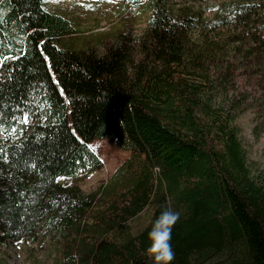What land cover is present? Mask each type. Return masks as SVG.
Masks as SVG:
<instances>
[{
  "label": "trees",
  "instance_id": "obj_1",
  "mask_svg": "<svg viewBox=\"0 0 264 264\" xmlns=\"http://www.w3.org/2000/svg\"><path fill=\"white\" fill-rule=\"evenodd\" d=\"M53 5L0 0V241L44 229L58 264H153L147 235L170 208L171 264H264V170L235 122L249 109L264 134L262 35L245 49L218 34L224 17L149 0L142 32L128 5L92 45ZM98 136L129 156L94 191L61 182L101 166Z\"/></svg>",
  "mask_w": 264,
  "mask_h": 264
},
{
  "label": "rangeland",
  "instance_id": "obj_2",
  "mask_svg": "<svg viewBox=\"0 0 264 264\" xmlns=\"http://www.w3.org/2000/svg\"><path fill=\"white\" fill-rule=\"evenodd\" d=\"M169 6L174 12L190 11L198 14L204 21L211 18L224 17L227 22L217 27L220 36L246 35L235 38L237 43L248 48L255 44V37L261 34L264 47V0H158ZM149 0H52L54 11L70 18L77 27L76 33L92 45L97 42L99 32L103 30L112 33L123 26V20L118 21L123 7L131 5L135 15L136 32L144 29L149 11ZM240 5H242L240 7ZM113 21L111 26L109 22ZM130 21V17L127 19ZM86 29L93 30L85 35ZM253 36H255L253 38ZM251 110L238 114L235 122L243 145L247 148L248 158L254 171L264 170V134L255 138L251 133ZM27 123H30V118ZM1 135V134H0ZM90 146L102 159L101 166L88 176L81 174L78 179H61V182L74 183L81 192L99 189L107 181L111 170L117 163L129 156V151L106 136L95 137ZM152 206L147 205L136 219L132 220L133 230H137L150 219ZM55 242L51 234L38 229L28 241H0V264H58Z\"/></svg>",
  "mask_w": 264,
  "mask_h": 264
},
{
  "label": "clouds",
  "instance_id": "obj_3",
  "mask_svg": "<svg viewBox=\"0 0 264 264\" xmlns=\"http://www.w3.org/2000/svg\"><path fill=\"white\" fill-rule=\"evenodd\" d=\"M180 213L172 209L162 211L151 225L148 232V246L145 256L153 264H171L175 258V252L171 245L172 229L179 220Z\"/></svg>",
  "mask_w": 264,
  "mask_h": 264
},
{
  "label": "snow or ice",
  "instance_id": "obj_4",
  "mask_svg": "<svg viewBox=\"0 0 264 264\" xmlns=\"http://www.w3.org/2000/svg\"><path fill=\"white\" fill-rule=\"evenodd\" d=\"M27 121V118H25V122Z\"/></svg>",
  "mask_w": 264,
  "mask_h": 264
}]
</instances>
